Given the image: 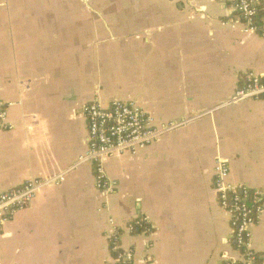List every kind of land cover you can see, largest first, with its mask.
Returning <instances> with one entry per match:
<instances>
[{
	"label": "crops",
	"instance_id": "obj_1",
	"mask_svg": "<svg viewBox=\"0 0 264 264\" xmlns=\"http://www.w3.org/2000/svg\"><path fill=\"white\" fill-rule=\"evenodd\" d=\"M238 20L229 0H0V98L14 127L0 132V194L77 165L89 103L186 121L105 158L111 195L90 163L40 191L0 231V264H114L110 220L137 217L152 233H124L134 264H243L214 190L218 158L232 184L264 189V101L231 102L248 74L264 76V38ZM251 232L264 257V212Z\"/></svg>",
	"mask_w": 264,
	"mask_h": 264
},
{
	"label": "built area",
	"instance_id": "obj_2",
	"mask_svg": "<svg viewBox=\"0 0 264 264\" xmlns=\"http://www.w3.org/2000/svg\"><path fill=\"white\" fill-rule=\"evenodd\" d=\"M238 15L236 24L242 25L245 33L264 38V25L258 22L259 12L264 9V0H229ZM234 26V25H233ZM264 101V76L248 74L231 99L232 103L241 101ZM12 103L0 98V132L12 131L9 122V109ZM88 123V150L81 156L77 165L48 179H32L22 186L0 194V231L15 216L27 209L40 191L47 187L62 184L66 176L76 167L90 163L94 167L96 187L105 195L118 189V182L111 179L105 168V158L127 153L137 155L158 141L162 136L186 124L170 122L157 125L154 117L133 102L114 101L109 106L92 102L82 108ZM229 163L218 158L215 166L214 190L221 208L231 216L234 229V243L242 256L243 264H264V260L251 249L252 227L264 212V189H251L246 185L230 182ZM111 231L108 235L114 264H134L135 253L122 243L124 233L129 235L151 234V225L144 217H137L125 227H120L114 219L110 220ZM262 258V257H260ZM225 264H234L226 261Z\"/></svg>",
	"mask_w": 264,
	"mask_h": 264
},
{
	"label": "trees",
	"instance_id": "obj_3",
	"mask_svg": "<svg viewBox=\"0 0 264 264\" xmlns=\"http://www.w3.org/2000/svg\"><path fill=\"white\" fill-rule=\"evenodd\" d=\"M258 22L260 25H264V9H262L260 12H259V15H258ZM264 260V257L262 258H258V261H262Z\"/></svg>",
	"mask_w": 264,
	"mask_h": 264
}]
</instances>
